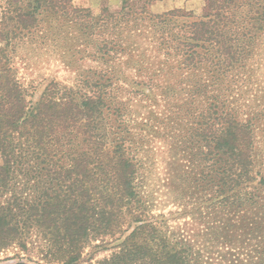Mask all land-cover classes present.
Segmentation results:
<instances>
[{"label": "trees", "instance_id": "1", "mask_svg": "<svg viewBox=\"0 0 264 264\" xmlns=\"http://www.w3.org/2000/svg\"><path fill=\"white\" fill-rule=\"evenodd\" d=\"M159 1L122 0L119 12L95 15L73 0H0L5 260L92 264L83 260L92 247L94 257L111 252L94 264H213L222 256L210 249L225 254L218 264H264V82L251 87L264 0L155 14ZM28 43L76 72L94 61L86 92L48 80L30 100L13 63ZM154 141L168 167H182L179 183L167 175L180 209L167 216L153 214L144 189ZM193 215L211 236L204 244L174 221Z\"/></svg>", "mask_w": 264, "mask_h": 264}, {"label": "rangeland", "instance_id": "2", "mask_svg": "<svg viewBox=\"0 0 264 264\" xmlns=\"http://www.w3.org/2000/svg\"><path fill=\"white\" fill-rule=\"evenodd\" d=\"M122 0H73V3L78 8L89 9L93 14L99 15L104 9H108L111 13L119 12L121 8ZM201 8L200 0H160L153 4L150 8L151 12L155 14H161L174 10H181L185 12H193L198 14ZM37 44H27L20 46L16 57L13 59L14 66L17 70V77L20 83L28 90L30 100H36L40 97L46 81L54 80L60 83L62 86L76 88L80 92L85 93L84 89H81L82 78L89 76L88 78H94V61L84 60L81 64L77 65L78 72L69 68L67 65L62 63L58 55L51 49L42 48ZM263 51L260 52V57L254 68L253 73L255 74V81L251 84L254 89L258 88L261 90L264 82V46ZM89 72L91 74L89 75ZM80 88V89H79ZM257 144L264 150V133L258 136ZM148 152V161L146 164V182L144 189L150 192V199L152 202V210L154 215H169L180 211L178 204L173 202L176 191L168 189L166 185L167 175L173 180L179 183V175L182 173V167L179 163H172L169 167L165 163L167 155L161 143L154 141L152 147ZM146 156V155H145ZM151 160V163H148ZM177 217V216H176ZM175 217V218H176ZM196 215L193 218H180L174 221L180 222L179 226H182L184 222H189V229L194 235L195 242L198 244H204L208 241L211 236H205L203 233V226L200 222H196ZM172 223L175 228L178 227V223ZM174 230V229H173ZM92 246V245H91ZM94 246V245H93ZM220 249H218L219 251ZM212 252L211 256H222L219 260H215L213 264L222 262V258L225 254H215L214 249H210ZM209 251L207 254L209 255ZM111 252H100L94 257V249L88 247L85 250L84 261L92 259L94 261L102 260L105 257L110 256ZM33 262L31 264H37V253H33ZM7 256H13L12 251L5 252L0 255V264H16L14 260H5ZM95 258V260H94ZM221 259V260H220ZM222 264H227L224 262Z\"/></svg>", "mask_w": 264, "mask_h": 264}]
</instances>
